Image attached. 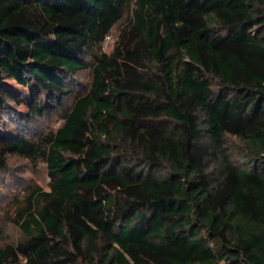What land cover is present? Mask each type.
I'll return each mask as SVG.
<instances>
[{
    "label": "trees",
    "instance_id": "16d2710c",
    "mask_svg": "<svg viewBox=\"0 0 264 264\" xmlns=\"http://www.w3.org/2000/svg\"><path fill=\"white\" fill-rule=\"evenodd\" d=\"M9 156L50 182L0 264H264V0H0Z\"/></svg>",
    "mask_w": 264,
    "mask_h": 264
},
{
    "label": "rangeland",
    "instance_id": "374dc122",
    "mask_svg": "<svg viewBox=\"0 0 264 264\" xmlns=\"http://www.w3.org/2000/svg\"><path fill=\"white\" fill-rule=\"evenodd\" d=\"M119 27H115L103 44V51L110 53L117 40ZM91 81L90 69L81 70L75 76L73 96L83 94L89 88ZM73 96H68L67 106L73 102ZM63 123L59 114H47L35 123L38 130H56ZM47 165L40 161L34 165L19 156H9L8 165L0 171V247L4 244H14L23 238L19 226L14 220L19 210L27 205L28 196L35 187L49 190Z\"/></svg>",
    "mask_w": 264,
    "mask_h": 264
}]
</instances>
